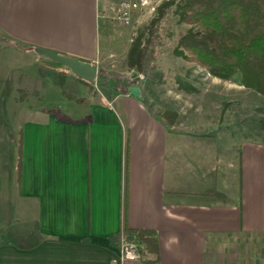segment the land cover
I'll return each instance as SVG.
<instances>
[{
    "label": "crops",
    "instance_id": "0c3cea01",
    "mask_svg": "<svg viewBox=\"0 0 264 264\" xmlns=\"http://www.w3.org/2000/svg\"><path fill=\"white\" fill-rule=\"evenodd\" d=\"M105 9L106 0H0V84L34 83L29 63L50 60L38 47L102 67L116 52L101 47ZM39 84L36 105L9 106L25 116L20 179L0 86V264H117L136 230L155 234L159 264H264V130L209 121L202 105L171 124L135 84L140 99H65L47 77Z\"/></svg>",
    "mask_w": 264,
    "mask_h": 264
},
{
    "label": "rangeland",
    "instance_id": "374dc122",
    "mask_svg": "<svg viewBox=\"0 0 264 264\" xmlns=\"http://www.w3.org/2000/svg\"><path fill=\"white\" fill-rule=\"evenodd\" d=\"M166 1L168 0H160L158 7ZM150 3L151 0L139 11L138 21L133 26L126 27L111 20L109 32L102 30L101 47L107 49L111 45L116 52L102 55V67H99L97 79L92 85L78 81L71 71L61 79L62 68L53 61H43L40 57L37 62H27L30 65V73H27L34 83L20 86L9 84V93L1 101V124L7 131L4 135L9 141L8 165L13 163L15 173L20 124L25 116L13 111L17 110L15 107L9 106L19 107L25 104V108H28L27 106L36 105L33 98L38 96L40 88L43 89V85L39 84L43 77H47L49 85L59 87L65 99L100 92L111 97L129 91V86L135 84L147 93L150 108L156 111H176L181 121L184 116L202 105L208 109L209 121L234 125V129L238 130H264V96L242 84L241 72L235 73L230 79H214L216 76L205 68L175 55L174 50L180 35L189 28L179 20L174 12L175 6L162 22L158 39L146 55L143 70L136 71L129 66L128 54L132 44L156 14L155 12L146 17ZM0 86L2 92L5 84L1 82ZM235 99L238 101H233ZM196 112L193 116L198 118L199 111ZM256 264L262 262L257 261Z\"/></svg>",
    "mask_w": 264,
    "mask_h": 264
},
{
    "label": "trees",
    "instance_id": "16d2710c",
    "mask_svg": "<svg viewBox=\"0 0 264 264\" xmlns=\"http://www.w3.org/2000/svg\"><path fill=\"white\" fill-rule=\"evenodd\" d=\"M173 6L179 20L189 26L180 35L174 50L176 56L222 79H230L241 72L242 84L264 96V0H168L162 3L129 50L128 64L132 69L143 70L146 55L158 39L161 24ZM57 65L62 68L60 76L64 79L70 69ZM9 84L8 81L1 93V101L9 93ZM156 115L171 124L179 121L177 112L173 110L157 111ZM21 157L22 138L19 132L16 159L19 179ZM134 239L144 242L148 262L159 264L155 234L149 230H136Z\"/></svg>",
    "mask_w": 264,
    "mask_h": 264
},
{
    "label": "built area",
    "instance_id": "2783aa9c",
    "mask_svg": "<svg viewBox=\"0 0 264 264\" xmlns=\"http://www.w3.org/2000/svg\"><path fill=\"white\" fill-rule=\"evenodd\" d=\"M140 1L141 0H106V9L102 12V15L123 26H133L135 22L138 21V2ZM159 3L160 0H151L149 13L146 14V17L156 12ZM119 250L120 257L117 264H122L128 259L138 264H150L148 262V256L144 252L145 244L143 241L134 238H122Z\"/></svg>",
    "mask_w": 264,
    "mask_h": 264
},
{
    "label": "water",
    "instance_id": "95a60500",
    "mask_svg": "<svg viewBox=\"0 0 264 264\" xmlns=\"http://www.w3.org/2000/svg\"><path fill=\"white\" fill-rule=\"evenodd\" d=\"M35 52L61 66L68 67L77 78L89 83H95L97 79L99 70L95 63L81 61L76 57L64 56L45 48H35ZM129 91L136 98H141V92L138 86H131Z\"/></svg>",
    "mask_w": 264,
    "mask_h": 264
},
{
    "label": "bare ground",
    "instance_id": "6f19581e",
    "mask_svg": "<svg viewBox=\"0 0 264 264\" xmlns=\"http://www.w3.org/2000/svg\"><path fill=\"white\" fill-rule=\"evenodd\" d=\"M149 0H141L140 2H138V12L141 11L144 6L148 3Z\"/></svg>",
    "mask_w": 264,
    "mask_h": 264
}]
</instances>
